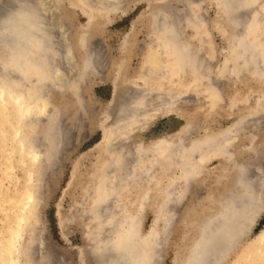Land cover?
Wrapping results in <instances>:
<instances>
[{
	"label": "rangeland",
	"instance_id": "rangeland-1",
	"mask_svg": "<svg viewBox=\"0 0 264 264\" xmlns=\"http://www.w3.org/2000/svg\"><path fill=\"white\" fill-rule=\"evenodd\" d=\"M30 1L40 8L47 7L45 16L49 22L46 24H50L48 27L53 42H59L56 47L62 48L60 52L70 51L68 55L61 53L62 57L58 55L54 60L57 66L55 69H63L62 74L47 75L40 82L24 80L23 84L20 82L21 86L18 80L13 81L24 93L26 90V93L32 95V114H24V118L14 107L8 93L0 97L1 242L12 226L17 225L19 217L27 215V209L32 206L30 220L23 229L22 245L17 249L19 256L16 251L13 257L17 260L20 257V264H98L104 259L115 258L110 247L114 234L112 227L115 217L119 218L121 213L116 208L117 204L113 203L107 212L114 219L111 218L113 225L109 223V227L107 220L103 223L101 221L104 217L100 211L103 214L106 208L99 202L105 189L103 185L107 182L108 170L122 169V173L128 174L129 168L137 165L139 146L162 137H174L175 142L182 141L181 144L201 142L196 143L197 149L194 146L196 151L193 155L197 156V151L204 150L207 136L233 127L235 140L230 158L220 156L205 160L196 157L195 161L201 159L196 163L198 173L188 176L189 189L186 188L179 200L167 201L170 182L175 191L183 186L177 175L179 169L173 168L172 163L162 156L157 157L155 178L152 180L145 176L137 180V183L133 181L127 188L130 192L125 194L133 202L137 198L141 202L143 196H148L143 201L141 232L148 233L155 224L159 238L164 240L159 239L157 257L160 259L157 264H180L206 219L220 210L224 199L239 190L240 171L237 166L242 165L244 177L250 175L254 178L255 173L261 174L252 178L255 180L252 183L256 184L257 195L261 197V206L251 220L247 234L228 260L242 263L249 255V264H264V248L261 253L258 249L261 241L256 240L257 235L264 230V78L250 74L247 70L245 72L244 69L231 71L236 61L233 37L238 31V27H234V20L240 17L248 21L253 8H250L251 11L247 8L239 9L237 13L236 8L227 7L220 0H120L118 10L106 15L97 12L91 20V3L102 6L105 0ZM257 3L262 6L264 0H257ZM56 7L58 11L54 9ZM84 11L88 14L85 15ZM164 16L173 25V31L176 27L177 33L176 30L174 33L177 37L179 34L180 39L188 42L190 55L200 56L195 65L189 63L186 66L183 77L177 76L173 60L161 53L163 46L159 41L165 32L162 21L167 22ZM61 23L62 35L58 30ZM56 37H61L62 41ZM62 44L66 46L63 48ZM96 47L100 55L98 58L105 60V66H100L99 73H91V65L86 62L87 66L85 60ZM0 57L3 59L5 54L0 53ZM161 59L169 64V68L174 67L171 69L169 84L166 77L152 79L147 84L135 80L143 72L144 64L154 60L158 69L163 63ZM6 70L1 64L0 78L5 75L8 77L9 68ZM9 77L12 79L13 76ZM148 84L154 90L171 91L180 99L174 103L171 113L152 118L143 127H139L129 120L132 116L136 118L134 108L139 102V90L144 86L149 87ZM39 99L43 101L41 107L38 105ZM146 100L149 109L156 103L153 98ZM28 120L33 125L30 128L32 140L35 137L37 140L33 144L36 147L40 145L37 150L40 153L43 149L40 154L48 153L46 156L39 155L40 158L38 156L33 159L24 155L26 151L20 148L18 141L21 137L16 136L15 132L21 128V123L26 126ZM244 120L248 121V125ZM54 121L58 124H54ZM26 128L22 127L23 137L27 135ZM53 128L62 133L59 143L56 142L59 136ZM177 138L180 140L177 141ZM54 144L59 147L56 148ZM7 146L10 149H6ZM143 160L148 161L145 158ZM124 169L127 171L124 172ZM172 177L175 181H171ZM30 190L34 193L33 201L26 206ZM162 207H165V213L172 214L166 235L160 233L164 227L163 219L155 221ZM96 208L98 213L94 212ZM98 214L99 219L96 217ZM107 231L110 233L107 234ZM109 248L111 250H107ZM7 254L6 248L0 250V264Z\"/></svg>",
	"mask_w": 264,
	"mask_h": 264
},
{
	"label": "bare ground",
	"instance_id": "bare-ground-1",
	"mask_svg": "<svg viewBox=\"0 0 264 264\" xmlns=\"http://www.w3.org/2000/svg\"><path fill=\"white\" fill-rule=\"evenodd\" d=\"M118 1H120V0H105L104 1L105 5H102V6H99V5L96 6V5L91 3V20L94 18L95 14L97 12L101 13L102 15H106L108 13H113L116 10H118L120 8L119 5L121 4V2H118ZM220 1L222 3L224 2V4L227 7L236 8V11L239 9L245 10L247 8L250 10V8H253V11L251 12L252 15L249 17L248 21H243L244 19H241L240 17H237V16H236L237 19L235 18V20H234L235 24H236V26H234V27H238L237 28L238 31L236 30V33L234 34V37H233V45H234V53L236 56V61L233 64V67L231 66V71H236L237 69H242V70L244 69L245 72L247 70L250 74H255V75L258 74L259 76H262V78H264V16H263L264 15V4L262 6H258L257 0H247V1H244V0H220ZM117 2L119 3L118 5H116ZM238 3H239V5H238ZM201 4H202V2H201ZM260 4H262V3H260ZM89 5H90V3H89ZM54 9H56V11H58L57 7ZM46 11L48 12L47 7H44V8L41 7L40 8L39 6L32 3L30 0H0V53H1V55L5 54V57H3V59L0 57V63L5 68V70L6 69L8 70V68H9L8 73H10V74H8V77L5 75L4 77L0 78V97H3L4 93H8L9 94L8 96H10V100L14 103L13 104L14 107H16L17 111L20 114H22V116L24 114L30 115L29 113L34 112V111H31L32 108L34 107V106H32L34 103L31 102L32 95H30V93H26V90L24 88L23 90H25V93H26L25 94L24 91L21 90L22 88L20 89L19 87H17L13 81L18 80L20 86H21L20 82L22 83L24 80H27L29 82L33 81V80H35L36 82H38V81L40 82V81L44 80L47 77V75L49 76V75H55L56 74L58 76L60 73L62 74L61 71L63 70V69L60 70L59 67H58L59 70L55 69V68H57V66H55V64H54L55 63L54 60H55L56 56L60 55L61 53H64L65 51L60 52L61 47H56V45H58L57 43H59V42L56 43V41L53 42L54 40H52V38H53L51 36L52 32H51V29H49V27H48L50 24H48V23L46 24V22H49V20L48 21L46 20V18H47V16H45V14H47V13H45ZM56 11L53 10V12H56ZM238 12L239 11H237V13ZM84 13H85V15L88 14L86 11H84ZM51 14H53V13H51ZM55 14H57V13H55ZM55 14H53V15H55ZM53 15H51V16H53ZM162 17H163V15H162ZM243 17H245V16H243ZM167 18H169V17H167ZM50 19H51L50 21L52 22V18H50ZM164 19H166L165 16H164ZM188 19H190V18H188ZM170 20H171V18H170ZM163 22H164V20L162 21V24H163L162 26H165V29H164L165 32L163 33V36L161 37L162 39H160V41H159V43H161V45L163 46V48L161 49V53L167 59L173 60V62L175 64V71H176L177 76L183 77V76H185L184 73L186 71V66L189 63L190 64L192 63L193 65H195L197 62H199L198 59H200V56L198 54L197 55H195V54L190 55L191 51H190V46H189L188 42H186L185 39H180L179 34L177 37V34L174 33V31L176 30V27H175V30L173 31V27H172L173 25L168 20L165 23H163ZM52 23H51V25L53 26ZM158 23H160V21H158ZM158 26H159V24H158ZM59 27H58V30H59V32H61V35H62V31H60L61 29L63 30V28H61L62 23L60 24ZM53 29H54V27H52V31H53ZM234 31H235V29H234ZM64 33H65V31H64ZM176 33H177V30H176ZM181 34H183V33H181ZM56 38H55V40H57L59 37L57 39ZM60 38L58 40H61ZM93 40L96 41L95 39H93ZM66 41H68V40H66ZM156 41H157V39H156ZM62 43H65V42H62ZM66 44H67V42H66ZM62 45H63V48H64V46H66L65 44H62ZM68 45H70V44L68 43ZM158 45H160V44H158ZM96 48L91 50V55L89 57H87L85 60V63L87 62L88 64L91 65V67H90L91 73H99L98 69L100 68V66H105V63H104L105 60L103 61V59L100 60L98 58L100 55L97 54L99 52H96V50L98 51V48L97 49ZM67 49H68V47L66 48V50ZM68 50L63 55H66V54L68 55L69 54L68 52L70 51V50L69 51ZM197 53H198V51H197ZM61 55L58 57H62ZM102 56H103V54H102ZM161 60L163 63H162V65H160V68H158V69L156 67V63L154 60H151L149 63L144 64L143 70H142L143 72L140 74V77H138L135 80L141 81L143 84L144 83L147 84V83H151L152 81H150V80H152V79L155 80V79H161V78L166 77L167 78L166 82H167V84H169L170 83V75H171V71H172L171 69H173L174 67L169 68V64L164 62V59H161ZM87 63H86V65L88 66ZM174 64H173V66H174ZM31 70H34V72L31 73ZM29 73H31V74L28 75ZM233 73H235V72H233ZM9 75L13 76L12 79H11V77H9ZM154 82H156V81H154ZM216 86H214V87H216ZM159 89H161V88H159ZM27 91H28V89H27ZM139 93H140L139 94L140 96H139V98L137 97L139 99V102H138V104L135 103L137 106L134 108V111H136V114H135L136 118L132 116L131 117L132 119L129 120V122H133V123L137 124V126H139V127H143L145 125V123L148 120H151L152 118L154 119V118L158 117L159 115L171 113L173 111L172 107H173V105H175L174 103L176 102L177 99L178 100L180 99V98H176V96H174L171 93V91L166 90V92H164L162 90H159V91L157 89L154 90V89H151L150 85L147 88H146V86L142 87L139 90ZM145 98L146 99H148V98L155 99V101H156L155 105H151L152 108L149 109L148 107L150 105L149 106L146 105L147 100L145 102ZM42 99L44 100V98H42ZM39 100H40L39 104H38V102H37V104L40 106L41 105L40 103H42L43 101L41 102V99H39ZM155 101H153V102H155ZM4 102H6V101L4 100ZM150 103H152V102L150 101ZM44 107H46V106H44ZM37 110H35V111L37 112ZM38 115H39V113H38ZM123 117H125V115ZM127 117H128V115H127ZM57 122H58V119H57ZM57 122H55L54 124H58ZM245 122L248 125V121H245ZM31 123L32 122L29 120L27 121V123H25L27 128H28L26 136H24V137L22 136V134H23L22 130L24 128H26V126H22V125H24L22 123L20 126L21 128L16 129L15 135L18 137L19 136L21 137V138L19 137L20 139L18 142H19L20 148L22 150L26 151V152L23 151L24 153H26L24 155H27V157L29 156L30 158H33V159H35V158L37 159V157L43 153V149H41L42 153L40 152L41 153L40 154L39 151L37 150L38 146H40V145H38L36 147L33 144V141L36 142L37 140H36V137L34 140H32V138H33L32 134L33 133L31 134L30 128H31V126L33 128V125ZM239 126H241V125H239ZM22 127H23V129H22ZM56 127H58V126L56 125ZM60 127L61 126H59L58 128H60ZM241 127H239V128H241ZM2 129H5V128H2ZM60 129H64V128H60ZM60 129H58V130H60ZM235 129H237V128L235 127ZM56 131L57 130H55V132ZM62 132L64 133V131H62ZM232 132H235V131H233V127H230L226 130H223L219 134H216L213 136H207L205 141H204L205 142L204 143L205 148L203 146L204 150L200 149L199 151H197V153H196L197 156L196 155L194 156L193 152L196 151V149H197L196 143L199 141L190 142V140H189L190 143L184 142L183 144H181L182 141L176 143L175 142L176 138H174V137L169 136V137H165V138H163V137L158 138L155 141H152L151 143H149L147 145L143 144V145L139 146V148L137 149L138 155L136 156L137 160H138V162L136 160L137 165L129 168V170L131 169V172L129 170L127 171L126 169H124L125 170L124 172L127 171L128 174L122 173L121 172V171H123L122 169H118L120 171L117 170L118 171L117 172L115 170V168L109 169V167H108L109 173L108 174L106 173L107 174L106 175V177H107L106 183L107 184L105 183L106 185L105 184H104L105 186L103 185V187L105 189L103 190L104 192L102 194V197L99 198V202L102 204L101 206H104L106 209L103 208L104 209L103 214L101 213L100 210H98V211H100L101 216L106 218L104 221H103L104 218L101 220L102 223L108 221V224L109 223L112 224V220H111L112 217L110 214H107V212L111 208V205L113 203L117 204L116 205L117 207L116 206L115 207L117 208L119 213H121V215L120 214H119L120 216L117 215L119 218L115 217L117 220L116 219L114 220L112 218L115 221V224L114 225L112 224L113 227L111 225V227L113 228L112 230H114L113 231L114 234L112 236L113 239H112V242L110 245L112 250L110 248L107 249V250H111L112 252L114 251L116 257L111 259V260H106V261H104L105 260L104 259L101 262L99 261L100 263H98V264H157V262H158L157 260L159 258V257H157L159 252H157V251H158V244L160 242L159 241L160 238L158 236L159 231L156 230V225L153 224V227L151 228V230L148 233L142 234V232H141V212H142V207H143V201L145 199H148L147 198L148 196H143V199L141 200V202H139L138 198H137V200H135V202H133V199L129 200L128 195L125 194L127 192H130L127 188H129L130 184L133 181L136 182L139 179L141 180L142 177H145V176L149 177L153 180L155 178V170H156L157 164H158L157 163V160H158L157 157L162 156L164 158V160L166 158L172 163L171 165L173 168L179 169V174H177V175H179V178L182 180V186H183V187L181 186L182 188L177 189L178 191H175V189L174 190L172 189L173 184L170 182L169 188L167 189V201L169 202V201L179 200L187 188V183H189L188 185H190V182L188 181L190 179H188L189 178L188 176H190V175L195 176V174L198 173L197 169L199 167L196 164L198 161H200L201 159H205V158L208 160L210 157L215 158V157H220V156L230 158L229 155L231 154L232 143L235 140V135ZM56 133L59 136L56 138V140H57L56 142L59 143L58 140L60 141V134L62 135V133H58V132H56ZM185 133H186V131H185ZM190 134H191V132H190ZM0 135H2V134H0ZM180 138H181V136H180ZM179 140L180 139L177 138V141H179ZM12 141H16V140H12ZM186 141H187V139H186ZM57 143H56V145H57ZM199 143H201V142H199ZM56 145H55V147H56ZM8 146H9V144H8ZM61 146H63V145H61ZM194 146L196 148L195 150H194ZM58 147L59 146H57L56 148H58ZM6 149H10V148L8 147ZM16 149H19V148L17 147ZM16 151L18 152V150H16ZM17 152L15 154H18ZM23 152H22V154H23ZM19 154H20V152H19ZM45 154H43V155L46 156L48 153L46 155ZM175 154H177L176 155L177 157L175 156ZM43 155H41V156H43ZM198 156L201 159L199 160V158H198V161H195L196 157H198ZM23 158L26 159L25 156ZM39 158H40V156H39ZM143 158L148 159V161L143 160ZM30 161H32V160L30 159ZM160 162H162V161L160 160ZM205 162H207V161H205ZM198 164H200V163H198ZM167 167L168 166H166V168ZM237 167L239 168V171H240L239 172L240 175H239V179H238L239 190L237 189L238 191L234 192L233 194L228 196L226 199H224L221 203L220 210L217 209L219 211H217L215 214L212 213V215H210L206 219V221L204 222L205 223L204 225H202V223H201L202 227L199 228L198 236L193 240L191 245L188 247L187 252L184 256V259L181 261L180 264H249V262H250L249 255L246 257V259L242 263H240V262L235 263L232 260L231 261L228 260L235 253L236 248H237L238 244L240 243L241 239L243 238V236H245L247 234V232L249 230V225L251 224V220L254 219V215L258 211V207L261 206L260 205L261 202L259 201L260 195L258 196L257 195L258 193L256 192V189H257L256 184L252 183V182H255V180L254 181L252 180L253 177L248 175L247 174L248 172L247 173L245 172L248 175V177H244L245 174L243 172L242 165L241 166L238 165ZM238 168H237V170H238ZM235 169H236V167H235ZM168 172H169V170H168ZM259 172L262 173V171H259ZM258 175L261 176V174L255 173V176L253 179H255V177ZM262 175H263V173H262ZM173 179H174V177L171 178V181H173ZM155 180H157V179H155ZM174 181H175V179H174ZM120 185H121V187H120ZM258 185L259 184H257V186ZM187 189H189V186ZM124 191H126V192H124ZM177 193H178V196L176 197ZM32 194L34 195V193H32V190H30L27 193V201L24 200V201H26V206L30 205V203L33 201V195ZM223 198H225V197H223ZM129 201H131V202H129ZM17 203H16V205H17ZM33 204H34V202H33ZM168 204L166 206H168ZM31 207L32 206H29V208L27 209L28 210V212H27L28 214L26 213L27 215H22L21 217H19L17 225L12 226V228L9 231V234L8 235L5 234L7 236L4 238V241L3 242L0 241V250H2V248H4V249L6 248L8 250L7 255L10 256V257L8 256L9 257L8 258L6 255V257H5L6 259H3L1 264H20V261H18L20 257L17 260L15 258V256L13 257V255H14V253H16L17 249L19 248V245H22V244H20V242H23V241H21L22 237L24 235L23 229H24L25 225L27 224V222L30 220V213L32 211ZM164 209H165V207H162L161 211L158 212V214L155 216V221L159 222L158 219H160V218L163 219L162 223H163L164 227L162 228V231H160V233H162L163 235L164 234L166 235V232L169 231V230H167V229H169L168 226H169V224L171 225L172 214L168 213V212L165 213ZM166 209H167V207H166ZM20 210H22V209H20ZM95 210L96 211H94V212H97V208ZM115 211H114V213H115ZM24 213H25V211H24ZM95 215H96V213H95ZM98 216H99V214L96 217H98ZM107 218H109V219H107ZM7 219H10V218H7ZM98 219H99V217H98ZM106 225H107V223H106ZM106 225L103 224V226H105V228H106ZM103 226H101V228L105 229V228H103ZM108 226L110 227V224ZM109 227H108V230L110 231ZM159 229H161V228H159ZM105 233H106V231H105ZM109 233L107 231V234H109ZM162 234H161V236H162ZM0 235L2 236L3 234H0ZM110 236H111V234H110ZM110 239H111V237H110ZM160 240L164 241L163 239H160ZM256 240L261 241L259 243L258 249H260L262 251L264 248V242H263L264 241V230L260 234L257 235ZM102 242H104V241H102ZM161 244H162V242L160 243V245ZM107 246H109V244ZM104 247H105V244H104ZM160 253H162V252H160ZM261 253H263V251ZM5 254H6V252H5ZM17 256H19L18 251H17ZM251 256H253V255H251ZM251 258H253V257H251Z\"/></svg>",
	"mask_w": 264,
	"mask_h": 264
}]
</instances>
